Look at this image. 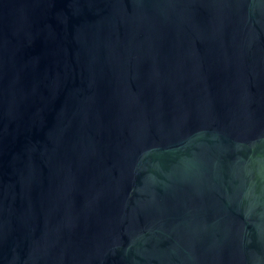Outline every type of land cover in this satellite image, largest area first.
I'll list each match as a JSON object with an SVG mask.
<instances>
[{"label":"water","instance_id":"water-1","mask_svg":"<svg viewBox=\"0 0 264 264\" xmlns=\"http://www.w3.org/2000/svg\"><path fill=\"white\" fill-rule=\"evenodd\" d=\"M0 264H264V0H0Z\"/></svg>","mask_w":264,"mask_h":264}]
</instances>
